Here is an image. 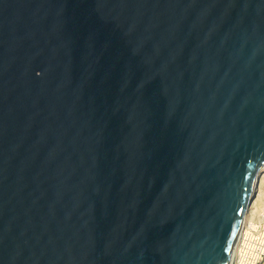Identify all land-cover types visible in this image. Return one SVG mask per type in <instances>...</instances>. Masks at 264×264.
<instances>
[{"label":"water","instance_id":"obj_1","mask_svg":"<svg viewBox=\"0 0 264 264\" xmlns=\"http://www.w3.org/2000/svg\"><path fill=\"white\" fill-rule=\"evenodd\" d=\"M264 177V0H0V264H232Z\"/></svg>","mask_w":264,"mask_h":264},{"label":"built area","instance_id":"obj_2","mask_svg":"<svg viewBox=\"0 0 264 264\" xmlns=\"http://www.w3.org/2000/svg\"><path fill=\"white\" fill-rule=\"evenodd\" d=\"M232 264H264V211L242 229Z\"/></svg>","mask_w":264,"mask_h":264},{"label":"bare ground","instance_id":"obj_3","mask_svg":"<svg viewBox=\"0 0 264 264\" xmlns=\"http://www.w3.org/2000/svg\"><path fill=\"white\" fill-rule=\"evenodd\" d=\"M264 211V177L259 181L256 188V195L249 209L248 215L246 217L245 223L242 229L246 228L248 222L254 217H257Z\"/></svg>","mask_w":264,"mask_h":264}]
</instances>
